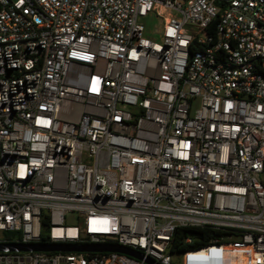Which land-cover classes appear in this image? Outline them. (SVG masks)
Returning a JSON list of instances; mask_svg holds the SVG:
<instances>
[{"label":"built area","instance_id":"1","mask_svg":"<svg viewBox=\"0 0 264 264\" xmlns=\"http://www.w3.org/2000/svg\"><path fill=\"white\" fill-rule=\"evenodd\" d=\"M43 211L48 243L264 264V0H0V243L41 242ZM177 227L189 245L210 237L172 253ZM0 264L146 263L0 251Z\"/></svg>","mask_w":264,"mask_h":264},{"label":"water","instance_id":"2","mask_svg":"<svg viewBox=\"0 0 264 264\" xmlns=\"http://www.w3.org/2000/svg\"><path fill=\"white\" fill-rule=\"evenodd\" d=\"M0 251H62V252H87V251H117L136 259H144L146 264H160L151 257H144L139 251L121 244H74V243H0Z\"/></svg>","mask_w":264,"mask_h":264},{"label":"trees","instance_id":"3","mask_svg":"<svg viewBox=\"0 0 264 264\" xmlns=\"http://www.w3.org/2000/svg\"><path fill=\"white\" fill-rule=\"evenodd\" d=\"M49 226H50V219L49 215L46 212H42L41 216V232H40V237H41V242L48 243L49 242V236H48V231H49ZM188 228L186 227H177L174 231L173 238L170 244V252L176 253L180 252L181 250L187 248L188 246H198L201 244H204L208 241V237H210V233L207 232V229H201L198 233L199 235L197 236V239L194 240L192 245L186 244L184 242V238L187 234ZM3 237L6 239H13L17 237L18 233L13 232V231H6L2 233Z\"/></svg>","mask_w":264,"mask_h":264},{"label":"rangeland","instance_id":"4","mask_svg":"<svg viewBox=\"0 0 264 264\" xmlns=\"http://www.w3.org/2000/svg\"><path fill=\"white\" fill-rule=\"evenodd\" d=\"M144 27L146 29L145 35L157 36L155 32L161 30V23L157 19H151L150 17H146L142 20ZM66 224H73L76 222L74 218V213H68L65 217Z\"/></svg>","mask_w":264,"mask_h":264}]
</instances>
